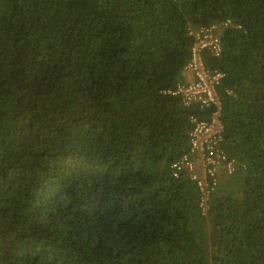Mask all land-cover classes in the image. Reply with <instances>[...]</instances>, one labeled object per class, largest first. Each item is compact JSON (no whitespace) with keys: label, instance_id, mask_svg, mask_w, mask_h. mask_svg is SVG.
<instances>
[{"label":"trees","instance_id":"trees-1","mask_svg":"<svg viewBox=\"0 0 264 264\" xmlns=\"http://www.w3.org/2000/svg\"><path fill=\"white\" fill-rule=\"evenodd\" d=\"M211 22L235 170L201 214L172 164L217 107L167 90ZM0 264H264V0H0Z\"/></svg>","mask_w":264,"mask_h":264},{"label":"built area","instance_id":"built-area-1","mask_svg":"<svg viewBox=\"0 0 264 264\" xmlns=\"http://www.w3.org/2000/svg\"><path fill=\"white\" fill-rule=\"evenodd\" d=\"M224 24L229 20H224ZM187 35L192 37L190 56L184 66V71L191 77L183 83H176L172 94H180L184 103L197 102L204 107L216 106L209 120H199L194 123L189 137V150L179 160L172 164L173 168H185L190 178L195 181L200 194L199 209L206 213L208 198L217 186L218 174L224 163V171H233V160L227 159L222 151H216L215 146L220 138L222 123L219 118L220 101L216 86L223 77L219 70H209L205 67L203 53L205 50L216 56L220 53L221 42L218 35V23L200 25L188 28ZM220 167V168H219Z\"/></svg>","mask_w":264,"mask_h":264},{"label":"clouds","instance_id":"clouds-1","mask_svg":"<svg viewBox=\"0 0 264 264\" xmlns=\"http://www.w3.org/2000/svg\"><path fill=\"white\" fill-rule=\"evenodd\" d=\"M232 160H233V161H232V162H233V171H232L231 173H229V174L226 173V172L223 170L224 168H222V170L224 171V173L227 174V175H231V174L234 172V170H235V167H234V163H235V161H234V159H232Z\"/></svg>","mask_w":264,"mask_h":264},{"label":"crops","instance_id":"crops-1","mask_svg":"<svg viewBox=\"0 0 264 264\" xmlns=\"http://www.w3.org/2000/svg\"><path fill=\"white\" fill-rule=\"evenodd\" d=\"M186 73H187V72H186ZM186 79H187V80H190L191 77L187 74V75H186Z\"/></svg>","mask_w":264,"mask_h":264}]
</instances>
